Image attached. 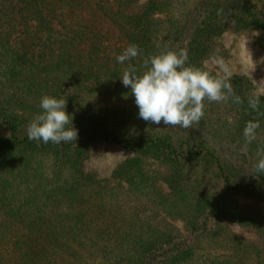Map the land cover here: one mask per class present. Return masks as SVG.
Returning a JSON list of instances; mask_svg holds the SVG:
<instances>
[{
	"label": "trees",
	"instance_id": "trees-1",
	"mask_svg": "<svg viewBox=\"0 0 264 264\" xmlns=\"http://www.w3.org/2000/svg\"><path fill=\"white\" fill-rule=\"evenodd\" d=\"M229 29L264 49V0H0V264H264V94L234 74L241 102L205 100L183 129L140 119L120 79L181 49L222 76L204 60ZM44 95L76 141L28 139ZM100 143L131 152L102 177L84 168Z\"/></svg>",
	"mask_w": 264,
	"mask_h": 264
},
{
	"label": "clouds",
	"instance_id": "clouds-1",
	"mask_svg": "<svg viewBox=\"0 0 264 264\" xmlns=\"http://www.w3.org/2000/svg\"><path fill=\"white\" fill-rule=\"evenodd\" d=\"M140 50L130 44L116 57L124 63L137 57ZM188 53L167 50L143 60L145 70L137 75L134 67H129L120 75L121 83L134 96L138 116L144 121L159 125L187 129L201 121L204 115V101H227L231 96L235 103L240 97L234 94L229 83L228 67L220 62L223 76H213L209 71L186 66ZM255 110L257 98L248 101ZM42 111L34 116L27 126V137L37 142L60 143L77 139V130L72 123V115L66 111V100L50 95L40 98ZM258 121H248L243 136L248 143L256 139ZM257 172H264V155L255 164Z\"/></svg>",
	"mask_w": 264,
	"mask_h": 264
},
{
	"label": "rangeland",
	"instance_id": "rangeland-1",
	"mask_svg": "<svg viewBox=\"0 0 264 264\" xmlns=\"http://www.w3.org/2000/svg\"><path fill=\"white\" fill-rule=\"evenodd\" d=\"M146 1V0H141ZM256 33L234 32L229 29L216 38L217 47L204 60V65L220 75H224L220 62L228 67L230 76L234 74L247 76L255 92L264 94V49L256 40ZM96 154L87 159L84 168L96 172L100 177L110 174L115 164L128 157L129 149L107 143L95 147ZM232 228L242 235L250 236L237 225Z\"/></svg>",
	"mask_w": 264,
	"mask_h": 264
}]
</instances>
